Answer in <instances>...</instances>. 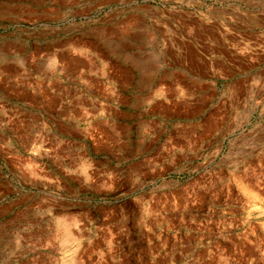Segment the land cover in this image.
<instances>
[{
    "label": "rangeland",
    "instance_id": "rangeland-1",
    "mask_svg": "<svg viewBox=\"0 0 264 264\" xmlns=\"http://www.w3.org/2000/svg\"><path fill=\"white\" fill-rule=\"evenodd\" d=\"M262 231L264 0H0V264H264Z\"/></svg>",
    "mask_w": 264,
    "mask_h": 264
},
{
    "label": "crops",
    "instance_id": "crops-1",
    "mask_svg": "<svg viewBox=\"0 0 264 264\" xmlns=\"http://www.w3.org/2000/svg\"><path fill=\"white\" fill-rule=\"evenodd\" d=\"M138 60V59H137ZM136 61V59H135ZM134 64V69H131L130 66H127V67H124V65H119L118 66V69L119 71L122 73L121 75L124 76V73H125V77L127 76L128 78L130 79H139L141 80L140 81V84H143L145 81H143L145 78H144V74H145V70H143V66L144 64L142 62H137V64L133 63ZM136 71L140 72V74L136 75ZM143 74V75H142ZM117 83L115 84L116 88H122V86H124L123 82L120 83L119 80L116 81ZM92 91V90H91ZM94 91V90H93ZM153 93H155L153 91V89H149L147 94H145V96H143L141 98L142 101H145L144 103H147V101H150L151 100V97L153 96ZM86 102H88V97H84L83 98ZM260 226H256V229H259V230H262L259 228ZM254 248H255V252H256V255L258 256V260H260V257H259V253H262L264 252V232L262 231L261 233L259 232L256 237H255V244H254ZM242 261V260H241ZM261 261H264L261 260Z\"/></svg>",
    "mask_w": 264,
    "mask_h": 264
}]
</instances>
